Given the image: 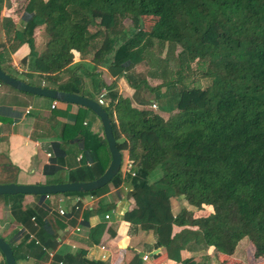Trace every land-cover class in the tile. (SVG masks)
I'll return each mask as SVG.
<instances>
[{
    "label": "trees",
    "instance_id": "obj_1",
    "mask_svg": "<svg viewBox=\"0 0 264 264\" xmlns=\"http://www.w3.org/2000/svg\"><path fill=\"white\" fill-rule=\"evenodd\" d=\"M14 2L23 4L20 29L3 14ZM0 11L1 36L8 44L0 53V67L6 73L3 53L8 57L25 45V82L37 85L31 82L37 78L39 86L95 101L105 92L102 107L122 155L120 173L97 191L61 196L99 197L110 186L119 188L129 161L134 176L127 175L126 185L134 206L123 220L153 234L155 248L169 250L175 243L176 252H193L182 264H228L230 259L239 264L247 244L254 259H264V0H0ZM39 28L45 37L41 52L35 46ZM74 52L91 62L93 70L72 66ZM153 55L161 60L154 62ZM99 67L113 78L110 85L103 82ZM185 70H191L186 79ZM120 78L134 89L132 98L115 90ZM147 78L161 83L149 88ZM198 79L207 80V87L195 85ZM153 102L158 110L151 109ZM79 110L76 122L82 112H90ZM76 124L85 157L89 154L101 165L98 178L106 169L100 158L102 148L108 151L104 137L83 128L80 120ZM25 196L2 197L15 206ZM35 197L38 207L23 213L22 226L28 228L24 239L35 232V223L41 227L35 235L40 245L49 248L51 241L55 247L47 215L59 218L62 228L63 221L80 211L72 208L61 217L44 202L46 196ZM180 199L197 211L210 207L211 213L194 217L181 209L174 214L172 201ZM110 210L99 201L81 224L88 215ZM173 226L183 229L172 235ZM106 229L105 223L91 228V243H99ZM128 264L144 263L135 255Z\"/></svg>",
    "mask_w": 264,
    "mask_h": 264
},
{
    "label": "crops",
    "instance_id": "obj_2",
    "mask_svg": "<svg viewBox=\"0 0 264 264\" xmlns=\"http://www.w3.org/2000/svg\"><path fill=\"white\" fill-rule=\"evenodd\" d=\"M5 10L4 7L3 14ZM35 46L41 52L45 44H35ZM7 48L8 44H5L0 30V53ZM27 54L28 47L25 45L9 54L8 57L3 53V68L8 73L19 76L17 78L25 80L22 76L24 69L21 62ZM78 64H83L88 72L93 70L91 62L81 61L79 54L74 52L72 66ZM97 72H100L106 85L113 82V78L106 69L99 67ZM85 81L89 83V80ZM31 82L40 84L37 78H33ZM146 83L149 88L159 85L149 86L148 78ZM115 90L123 98H132L134 94V89L124 78L116 81ZM53 102L47 98L0 85V177L2 180H13L16 184L42 185L54 182L91 181L98 175L101 165L93 162L89 154L85 157L78 139L80 129L78 131L79 126L76 123L80 120L83 128L103 137L99 120L91 112H82L80 119L76 122L77 114L80 113L79 106L57 101L52 108ZM153 103L158 108L157 103ZM100 156L102 164L107 168L110 163L109 151L102 148ZM122 191L110 186V189L106 188L99 197L82 198L80 209H78L80 212L77 211L79 215L63 221L62 228L56 223L59 218L49 213L45 219L46 225L51 232L56 233L57 242L54 247L50 245L51 241L45 239L49 248L41 246L35 237L41 229L35 223L32 225L35 232H31L28 239H24L28 228L22 226L23 213L28 209H36L40 200L35 196L26 195L19 204L13 206L9 198L0 196V237L11 245L16 264H59L60 261L56 262L55 258L63 259L62 264H128L135 255L140 256L144 264H182V260L191 259L194 256V253L188 250L176 252L175 243L171 244L169 250L155 248L156 239L153 234H144L140 228L132 227L125 222L123 216L133 208L134 202L128 193L124 194ZM75 199L76 197L58 195L48 200L44 199V202L58 215V209L65 208L67 210L65 215H67L74 208L72 204ZM99 201L102 202V206L112 207V210L88 215L82 225L83 216L96 208ZM173 202L174 214L181 209L194 211L192 207H175ZM105 214L109 215V219H105ZM193 214L197 217L195 216L197 213L193 212ZM198 215L200 217L201 214ZM31 220L35 222L33 218ZM102 223L107 225V229L99 243L92 244L88 237L89 230ZM182 229L173 226L172 235ZM212 250L209 248L207 254L210 255ZM81 252L84 254L80 255ZM144 256H148L147 261L143 260ZM234 261L230 259L228 263L232 264ZM0 264H5L1 253ZM208 264H215V262L211 260Z\"/></svg>",
    "mask_w": 264,
    "mask_h": 264
},
{
    "label": "water",
    "instance_id": "obj_3",
    "mask_svg": "<svg viewBox=\"0 0 264 264\" xmlns=\"http://www.w3.org/2000/svg\"><path fill=\"white\" fill-rule=\"evenodd\" d=\"M1 17V11H0ZM0 83L22 93L47 98L65 104H74L88 109L100 122L104 140L106 142L110 163L101 176L85 182H65L57 184L25 185V184H0V196L4 195H31L46 196L60 195L72 192H93L111 183L120 173L122 155L117 147L111 119L105 109L97 101L73 93L59 91L39 85H31L24 80L6 73L0 67ZM0 253L3 255L5 264H16L12 247L0 237Z\"/></svg>",
    "mask_w": 264,
    "mask_h": 264
},
{
    "label": "rangeland",
    "instance_id": "obj_4",
    "mask_svg": "<svg viewBox=\"0 0 264 264\" xmlns=\"http://www.w3.org/2000/svg\"><path fill=\"white\" fill-rule=\"evenodd\" d=\"M22 7H23V4L22 3H20V2H14L13 4H11V8L9 9H7L6 11H5V13L6 14H8L9 16H11L12 18H13V20H14V24H15V28L16 29H20V28H22L23 26H24V23H23V11H22ZM4 13V14H5ZM35 44H45V37H44V34H43V30H42V28H39V29H37L36 31H35ZM177 51H179V49L177 50ZM154 59V62H156V60H161L160 58H158V56H152L151 57V60H153ZM73 64V63H72ZM155 64V63H154ZM89 67V65H87V69H89L88 68ZM151 68V67H150ZM155 68V67H154ZM154 68H152V69H154ZM162 68L163 67H159L158 68V70H159V72L162 70ZM172 68V67H171ZM195 69H196V67H195V65H192V67H191V70L192 71H195ZM142 70V69H141ZM191 70L189 71V70H185L184 71V73H183V75L185 76V79L186 78H188V76H190L191 75ZM196 73H197V71H195ZM160 73H162V71L160 72ZM187 76V77H186ZM17 77H19V76H17ZM175 77V76H174ZM148 82H149V86H156L157 84H160L161 83V80H153V79H150V78H148ZM110 83H112V82H110ZM156 84V85H155ZM195 85H198V86H200V87H202V88H204V87H207V85H208V81L207 80H202V79H198L197 81H196V83H195ZM102 92H104V91H102ZM101 92V93H102ZM164 104V103H163ZM167 107V106H166ZM166 107H164L165 109H164V111H166V112H168V110H167V108ZM151 109L152 110H157V108L156 109H153L152 107H151ZM1 181H4V180H2L1 179V177H0V183H1ZM110 189V187L108 188V190ZM176 201V202H175ZM175 204V207H180V206H185V207H187V208H190L191 206H189L187 203H186V201L185 200H182V199H180L179 201H177V200H174V202H173V205ZM193 208V207H192ZM193 212L194 213H197V215H195V216H197V217H199V215L198 214H201L200 216H205V215H208L209 213H211V208L210 207H207V208H204V210H202V211H195L196 209L195 208H193ZM242 253V252H241ZM241 256H243L242 257V262L241 263H239V264H260V262H261V264H264V259H262L261 261L260 260H256V259H254V256H253V248L251 247V246H249V245H245L244 246V251H243V253L241 254ZM228 264H231V262L230 263H228ZM233 264V263H232Z\"/></svg>",
    "mask_w": 264,
    "mask_h": 264
},
{
    "label": "built area",
    "instance_id": "obj_5",
    "mask_svg": "<svg viewBox=\"0 0 264 264\" xmlns=\"http://www.w3.org/2000/svg\"><path fill=\"white\" fill-rule=\"evenodd\" d=\"M0 85H1V83H0ZM43 85H44V84H42V86H43ZM104 95H105V92L100 93L99 96H98V98H97V100H96L97 103H98L99 105H101V106H103V104H104ZM53 101H54V100H53ZM56 102H57V101H54V102H53V104H52V108L55 107ZM151 107H152L153 109H156V108H157L155 104H153ZM131 168H132V164H131L129 161H127V162L125 163V165H124V167H123V169H122V173H121V174H122V178H123L124 181L120 184L119 189H122L125 193H130V192H131V189L128 188V186L126 185V183L128 182L127 179L130 178V177L127 176V175L130 174L131 177L134 176V173H131ZM50 196H51V195H46V199H49ZM91 198H93V197L91 196ZM80 201H81L80 198H76V199L74 200V202H73V204H72V207H74L75 210H78V209H79V203H80ZM58 213H59V215L64 216V215L67 213V210H66L65 208H62V207H61V208L58 209ZM104 217H105V219H109V215H108V214H105ZM143 260H144V261H147V260H148V256H144V257H143ZM59 264H62V262H59Z\"/></svg>",
    "mask_w": 264,
    "mask_h": 264
}]
</instances>
